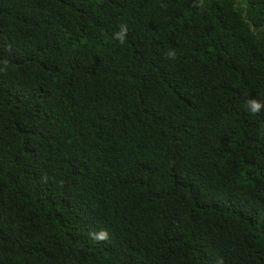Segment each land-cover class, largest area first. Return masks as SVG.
Segmentation results:
<instances>
[{"label": "trees", "instance_id": "trees-1", "mask_svg": "<svg viewBox=\"0 0 264 264\" xmlns=\"http://www.w3.org/2000/svg\"><path fill=\"white\" fill-rule=\"evenodd\" d=\"M251 98L264 0H0V264H264Z\"/></svg>", "mask_w": 264, "mask_h": 264}, {"label": "clouds", "instance_id": "clouds-1", "mask_svg": "<svg viewBox=\"0 0 264 264\" xmlns=\"http://www.w3.org/2000/svg\"><path fill=\"white\" fill-rule=\"evenodd\" d=\"M201 6H202V0H201ZM128 32V28L126 24H121L119 27V31H117L114 35L115 38L118 39L121 43H123L126 39ZM175 51H170L168 53V56L171 58H175ZM248 108L249 111L253 114L258 113L261 111L262 108H264V104L256 100L255 98H251L248 102ZM91 236L93 239L98 241H106L109 239L108 233L106 230H101L99 232H93L91 233Z\"/></svg>", "mask_w": 264, "mask_h": 264}, {"label": "water", "instance_id": "water-1", "mask_svg": "<svg viewBox=\"0 0 264 264\" xmlns=\"http://www.w3.org/2000/svg\"><path fill=\"white\" fill-rule=\"evenodd\" d=\"M245 15H246V11H244V13H243V16H245ZM247 20L251 22L250 28L253 29V23H252V21L250 19H247Z\"/></svg>", "mask_w": 264, "mask_h": 264}]
</instances>
